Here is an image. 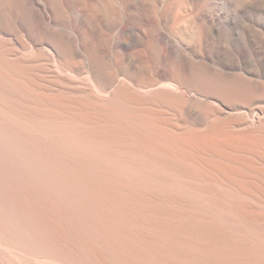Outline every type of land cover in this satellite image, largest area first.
<instances>
[{"label": "bare ground", "instance_id": "bare-ground-1", "mask_svg": "<svg viewBox=\"0 0 264 264\" xmlns=\"http://www.w3.org/2000/svg\"><path fill=\"white\" fill-rule=\"evenodd\" d=\"M18 1L33 10L24 5L39 35L30 45L20 43L19 19L10 14ZM115 1L97 0L109 16ZM244 3L238 5L248 10L249 3ZM129 5L157 20L155 0H131ZM67 11L62 0H11L8 5L0 0V59L35 71L37 79V73L47 71L52 90L43 84L35 87L52 92L51 98L65 108L58 113L68 116L51 115L53 108L61 111L56 103L51 109L42 104L46 112L29 114L34 110L30 93L25 87L16 91L20 85L14 77L16 90L0 88V264H264V106L253 108L254 103L243 101L264 90L257 80L264 74V50L257 37L264 36L252 25H240L246 40L235 37L232 45L240 46L241 54H230L226 44L213 52L203 42L198 46L205 53L186 54L180 48L188 52L190 45L180 36L179 25L170 30L165 44L160 23L147 24V19L143 26H134L138 34L119 44L127 49L148 40L147 49L155 52L164 73L140 65L134 53L124 59L127 67L112 69L99 45L71 28ZM76 17L81 26L93 25L87 6L78 3ZM208 22L209 30L216 31L212 16ZM75 62L79 70L87 69L86 78L66 74L76 68ZM129 68L146 79L129 74ZM6 71L5 77L12 74ZM5 95L23 106L25 100L33 109L22 110L23 116L12 105L7 111L10 102L1 100ZM229 96L242 101L229 102ZM179 98L186 99L182 107L176 106ZM115 100L130 103L138 112L113 108ZM199 103L215 110V124L203 119L207 124L195 133L191 126L197 121L192 119L194 134L188 125L187 136L164 146L172 140L165 135L171 111L182 121L191 119ZM234 107L243 112L237 120L231 117ZM147 117L164 123L168 142L156 144L160 137L153 140L145 130H135L148 127V122L139 119L142 125H132L135 129L128 124ZM9 251L19 261H8L13 256Z\"/></svg>", "mask_w": 264, "mask_h": 264}, {"label": "rangeland", "instance_id": "rangeland-1", "mask_svg": "<svg viewBox=\"0 0 264 264\" xmlns=\"http://www.w3.org/2000/svg\"><path fill=\"white\" fill-rule=\"evenodd\" d=\"M10 1L11 0H1V2H6L7 5L9 4ZM155 1H156V4H157V9L155 10V17L157 18V20L152 19V17H150L151 15H147V14L143 15V13L141 11H137L133 7H131L129 5V3L131 2V0H116L114 2V14L112 16H109V15H107L105 13V11L100 7V5L97 2V0H62L63 4L68 9L67 12H69V21H68V24L71 26V28H73L75 31H77L78 34H80V36L83 39L88 40L89 38H92L94 40L93 43L99 45V47L101 49V54L100 55H103V56H107L108 57V60H107L106 63L109 66H111L110 68H112V69H116V66H120L121 67L122 65H124L122 67H127L128 63H126L127 62L126 61L127 60L126 56L127 55H131L132 56L133 53H134L133 56L137 58V61H138V59H140L139 60V63H141L140 65L144 64V66L146 65V67L151 66V67H153V69L155 68L154 70L158 74H160V73L163 74L164 73L163 68L159 65V61L157 59L158 57L155 55V52L149 51L147 49L148 40L143 39L139 46L130 44L131 46L128 47L127 49L124 48L121 44H119L122 40H125V37H128L129 35L135 36L136 34H138V32L135 30L134 26H143L144 23H145V21L147 19H148L147 24H153L152 21H156V22H159L160 23L159 24V28L165 31L164 34H163V37H162V41L165 44L166 43L169 44L168 41H169V36H170V30L174 29L175 25H179L180 26V30L178 32L180 33V36L184 39V41H187L186 42L187 43V46L190 45L189 46V48H190L189 50L190 51H188V52L185 51L184 47L180 48L183 51V53H186V54L187 53L188 54H190V53L191 54H194V53H201V54H203V53L206 52V50L203 49V48H207V47H209V49H211L213 52L218 51L219 48L221 50L222 48H227L228 47L227 50H228L229 53L231 51L230 54H232V55H235V54L238 55L239 53L241 54L242 48H240V46H237L236 43H234L233 45H232V43L235 41V39H236L235 37H239L240 39H243V40L245 39L246 40L245 37H247V36L244 34V32H242L243 31L242 30L243 29L242 27H245V26H251L252 25V27H254V28L256 27V30L258 32V35L260 37L261 36H264V33H263V35H261L262 34V31L264 32V29H263V26H264V13H263L264 12V0H258V1L257 0H240V1L239 0H205V1L204 0H158V1L155 0ZM229 1H230V3L232 5L229 3ZM239 2L241 4H243L245 2L244 3L245 6L249 3V5L246 6L248 10H244L245 8H243V6L241 8L240 7L241 4H239ZM78 3H80L82 6H87L90 10H92L93 25L91 27L90 26H87L86 24H83V26L79 25L78 19L76 17V11H77V4ZM260 3H261V5H260ZM24 5L28 6V4L24 3L23 1H18L17 8H15V7H11L10 8L11 9L10 14L13 17L19 19V27H20L19 29L21 31L22 40H23V42H20V43H22L24 45H30L32 42H34L35 40H37L39 38V35L35 31L32 30V25L31 24H34L35 21H34V19L31 18L30 12L27 9L24 8ZM234 6H237L239 11H237V7L235 8V10H236L235 11L234 8H233ZM239 7H240V9H239ZM256 7H257V9H256ZM241 9H243V10H241ZM253 9H255V10H253ZM233 10H234V12H233ZM32 12H33V10H32ZM198 14H199V16L201 15L200 16L201 18L198 17ZM207 14H209V15L207 16ZM236 14L238 16H236ZM211 16L214 19V23H215V26L217 28L216 31H210L209 30V25H211L212 23H209L208 22V19L211 18ZM220 16H221V19L220 20H217V18H220ZM232 16L233 17L236 16V17L233 18ZM228 20H230V21H228ZM23 22L29 23L30 26L29 27L28 26H24L22 24ZM232 22H234L235 25L237 26L236 29H233L231 27L230 23H232ZM243 23H244V25H243ZM131 30H133L134 32L131 31ZM239 30H241V31H239ZM233 31H235V32H233ZM229 32H233V33H229ZM262 38H258L257 37V40H259V41L261 40L260 41V43H261V46L260 47L262 48V50H264V45H263L264 44V38L263 39ZM17 39H18V37H17ZM202 42H203V45H202L203 48H201V46H198L199 43H202ZM225 44H226L227 47L225 46ZM230 45L233 46V47H231ZM245 45H246V43H245ZM218 46H221V47H218ZM235 47H237V48H235ZM246 47H248V48H246V49H248L247 50L248 52L252 50V47H250V45L247 44ZM0 54H2V52H0ZM0 57H4V54L3 55H0ZM142 57H144V58L142 59ZM1 59H2V61H1ZM1 59H0V73H2L1 71H2V69H4L3 70V73H2L4 76H2V74L0 75V76L3 77V78L1 77V79H0L1 80L0 86H2L0 88H4V85H5V87L8 85V87H6V89H9V90H11L13 92V90H16L15 88H17V86H15V85H17V82H19L18 85H20V86H18V88H17L16 91L20 92L21 90L27 88V90L30 93L29 95L31 97L33 95H36V96H33L32 97L33 98L32 100H34L32 102H31V99H30L31 97L28 96L29 97L28 103H30V105L34 108L35 111L34 110L31 111V108L32 107L30 108L29 107V104L28 103H25L26 102L25 100H24V103H23V101H22V103L25 106L27 105L26 108H22V107H25V106H23L20 103L19 104L22 105V107L21 106L20 107L18 106L19 108H17V105H19L18 104L19 101L13 102L14 98L11 97V99H10V97L7 96V95L2 96L1 97V100L3 102H6V103L10 102L9 103L10 106H9V104H7V108H6V105H4V108H6L7 111L10 110V108L8 110V107H11V105H12V107H14V109L11 107V110L10 111H12V109H13V111L15 113L19 114L18 116H20L21 114H22L21 116H23L24 113H22V110L28 111L29 108H30V111H31V112H28L29 114H34V113L35 114H38V113L46 112L45 111L46 110L45 106H48V104H49V106H52V105H54L56 103L55 104L56 105L55 107L58 106L57 108L59 110H61V111H58L56 108H53L54 106H52V107H50V109L53 108L52 110H54V111L56 110L57 112H54L53 111V112H51V115L54 118H55V116H56V118H59V117L61 118L65 114L66 115L65 118L68 117L66 113H64V114L63 113H60V114L58 113V112H64L63 110L65 108H64V105L63 104H61V103L59 104L58 103L60 101L58 98H56V97L51 98L52 96H54L52 94V92L50 93L48 90H45L44 89V93H43V91H42L43 89H38V87H35V84H38L40 86H42L41 84H43L44 88H46L45 86H47V85L50 86V84L47 83L49 81V76L47 74V71H45V72L42 71V72L37 73V75L41 78V79H37V76L36 75L34 76L35 71L30 72L28 70L26 71L23 68L20 69L21 67L18 68L17 66H14V65H12L10 63L7 64L8 62L3 63V62H5L3 60L5 58H1ZM124 59H126V60H124ZM194 60L195 61L197 60V62H200L201 59H194ZM115 61H116V63H115ZM205 61H202V62H205ZM150 62H152V64ZM205 63L207 65L210 64L209 66L216 67V66L212 65L211 63H209L207 61ZM5 64H7L8 66L6 65L7 66L6 67ZM125 64H126V66H125ZM9 65L10 66L12 65V66L10 67ZM74 65H75L76 68L75 69L74 68H71V70H70L71 72L70 73H66V74L67 75H70V76H75L73 74H75V72H76L77 74H82V75H80L82 78H84V77L86 78L87 77V74H84V73L87 72L86 71L87 69L85 71H83V69L79 70L78 67H77L78 63H76V62L74 63ZM4 67L5 68L10 67L9 68V71H8V69H7V71L8 72H12V74L11 73L8 74ZM15 67L18 68V69L16 68V71H15ZM10 69H12L14 71H12ZM129 69H128L129 70V74H130V71H131V74L133 73V75L134 74L136 75L135 72H132V71H134L133 68H129ZM219 69H220V67H219ZM17 70H19L20 72L18 71V73H17ZM21 70H22V72H23V70H25V72L22 73ZM5 71L7 73L6 77H5V74H4ZM236 72L237 73H239V72L242 73V71H231L232 74L233 73H236ZM14 73H16V75H18V76H16V75L14 76ZM19 73H21V75ZM26 73H28V74H26ZM8 75H10L9 78H7ZM19 75H20V77H19ZM24 75L27 78H30V80L31 79H34V81L31 80L32 82L31 81L29 82V81L24 80L25 79V76ZM263 75L264 74H261L260 78H258L257 80H260V82L262 83V85L264 87V82H263L264 81L263 80L264 79V76ZM136 76H139L140 79L141 78L142 79H146L144 75L143 76H140V75L137 74ZM18 77L22 79V81L20 79L21 82H23V80H24V82L26 81V85H25L24 82L21 83L20 81H18L19 80ZM23 77H24V79H23ZM261 77H263V78L261 79ZM11 78L14 79L13 81L16 80L15 81L16 82L15 85L12 84L13 81L11 80ZM227 78H229V77H227ZM4 80H6V81H4ZM239 81H240V79H239ZM239 81H237V82H239ZM27 82H29L31 84H29V86H28ZM240 82H242V80ZM20 83L22 85H24V86H21ZM13 86H15V88ZM43 86L41 88H43ZM48 86H47L46 89L52 90V88L51 87L49 88ZM20 87L23 88V89H21ZM18 89H21V90H18ZM30 89H31L32 92H30ZM39 91H41V92L39 93ZM47 91L49 92L50 95L48 94ZM36 92H37V94L39 93V95L35 94ZM263 92H264V90L263 89L262 90L260 89V90L256 91L253 94V96L245 97L243 99V101L244 102H247L249 104H251V102H252V104L254 103L255 104V105L253 104L254 106L253 105H250L253 108H257L258 105H263L264 106V103H262V102H264V93ZM42 94L44 95V97H43ZM48 95L50 97H47L46 98V96H48ZM28 97H27V99H28ZM41 97H43V98H41ZM39 98H41V101H40ZM55 98L58 99V100H56ZM226 99L229 102L242 101L241 99H235L232 96H229ZM179 100H180V104H178V105L176 104V106L182 107V106H184V104H186V99L179 98ZM256 100H258L260 104ZM260 100H263V101H260ZM35 101H36V103H35ZM37 101H38V104L39 105H35V104H37ZM253 101H255V102H253ZM32 103H33V105H32ZM113 103H114V101H113ZM42 104L43 105L46 104V105L43 106ZM115 104L116 105H114V106H112L113 104H111V106L113 108L117 109V110L120 109L119 111L125 112L124 110H126L128 113H136V112H138L137 109L135 108V106L131 105L130 103H129L130 104L129 105L127 102H122L120 100H115ZM207 105L208 104H206V103H203V104L202 103H199V104H197L196 105V108L198 110L197 111L198 114H193V117L191 119H183L184 123H182L183 122L182 121V118H179V119H181V122H180V120L178 119V117L175 115L174 111H171V113L169 115V118H171L173 121L170 119L171 122H170V120L169 121L167 120V122H170V124L167 125V123H165V125H166L165 129L167 130V126H168V130H167L168 132L163 128L164 127L163 126L164 123L161 124V122H160L159 124H157L159 121H157L156 119L155 120L154 119H151L150 117L149 118L148 117L147 118H143L144 120L142 118H138L136 121H135V119H136L135 118L134 121L137 124L132 121L133 118H131V121H132L131 123L129 122L130 119H128L129 121L126 120V123L129 122L128 124H130L131 126L132 125H134V126L137 125V127L139 128V126L142 125L140 122L139 123L137 122V121H140L139 119H141L144 122H148L147 123L148 124V127L147 126L146 127H143L145 125H143L142 128L140 127L139 129H135L137 127H134V126H132V127H134V129L137 130V131H139V132H141L140 129L145 130L146 133L145 132H142V133L147 134L149 136V138L150 137L151 138H155L153 140L158 139V137L161 138V136L163 135L162 138H161V140L159 138L158 142L159 141L160 142L162 141L163 143L168 142L167 141V138H166V136H167L169 142L172 139L170 143H168V144L166 143V145L164 144V146H167L169 144L171 145L172 141L176 142V140L178 141L182 137L187 136L188 133H190V130H191V132H193L191 134H194V131H195V133L198 132V131L200 132V130L203 127H205V125L207 123L209 124V122L211 123L213 121V123L215 124V119L216 118L213 115H215L216 112H215V110H213V112H212V109L213 108L211 109V106H208L207 107ZM256 105H257V107H255ZM38 106H40V107H38ZM59 106H60V108L61 107L62 108L60 109ZM120 106H122V108ZM125 107H126V109H124ZM131 107H132V110H131ZM20 108H21V113H20V110H18ZM199 108H200V110H199ZM16 110H18L19 112L16 111ZM237 110H238V108L237 107H234V110L232 111V114H231L232 116L230 115L232 117V119H234V120H237L238 119L236 116H238L239 113L240 114L243 113L242 110H241V112H240V109L238 110L239 112H237ZM236 113H237V115H236ZM201 114H204V115H201ZM206 114H207V118H206ZM57 115H59V116H57ZM134 115H136V114H134ZM208 115H209V118H211V117L212 118L209 119L208 118ZM201 116H202V118H201ZM7 117L13 118V116H9V115H7ZM69 118H71V117H69ZM192 119H194V122L195 121H197V122L194 123ZM203 119H204V121L207 120V121H205L207 123H205L203 121ZM190 120H191V122H190ZM219 120H216V122H217L216 124H218ZM192 122L194 123V125H193ZM185 123H188V124L185 125ZM172 124H176V125L179 124L181 127H180V129L179 128L177 129V127L179 125L178 126H174ZM152 125H153V127H152ZM161 125H162V127H161ZM188 125H189V127H188ZM190 125H193V126H191V128L192 129L194 128V131L190 128ZM196 125H197V127H196ZM186 127L190 128V130L187 128L189 130V132L187 131ZM195 127L198 128L199 130L198 129H195ZM172 128H174L175 131ZM149 129H151V130L152 129L153 130L155 129L154 133H153V130L150 131ZM181 129H183V130H181ZM176 130H178V131L176 132ZM184 130H186L187 132H185ZM147 131H150V132H147ZM164 131H166L165 132L166 134L164 133ZM173 131L176 132V133H174ZM162 132L166 136L164 134H162ZM169 132H170V135H169ZM178 133H179V135H181L180 137H179V135H177ZM173 134H175V135H173ZM155 135H157V136H155ZM169 136L171 137V139H169L170 138ZM177 136H178V138H177ZM174 138H177V139L173 140ZM158 142L156 140V144H159L160 145V142L159 143ZM161 145H163V144L161 143ZM169 147H171V146H169ZM10 253L13 254L12 252L9 251L8 254H10ZM11 256L12 255H9L8 256L9 258L7 257L8 258L7 259L8 261H15V259H16V261H19L18 258H16L14 254L12 256L13 258Z\"/></svg>", "mask_w": 264, "mask_h": 264}]
</instances>
